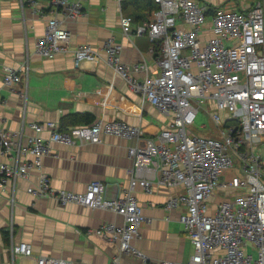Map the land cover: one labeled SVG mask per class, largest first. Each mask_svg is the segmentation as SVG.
I'll list each match as a JSON object with an SVG mask.
<instances>
[{
  "label": "built area",
  "instance_id": "1",
  "mask_svg": "<svg viewBox=\"0 0 264 264\" xmlns=\"http://www.w3.org/2000/svg\"><path fill=\"white\" fill-rule=\"evenodd\" d=\"M154 1L157 8L150 19L138 22L135 33L147 34L159 46L160 71L155 76L150 75L145 57L135 64L125 63L123 45L112 36L101 49L89 43L72 44L71 31L58 14L78 16L82 0H52L56 13L37 39L35 53L49 58L73 54L77 67L84 61L104 60L169 119L168 126L147 136L140 126L123 120H99L67 130L58 122L46 121L32 122L35 134L24 135L3 125L0 86V189L9 183L15 187L19 179L29 176L30 169L41 168L54 142L101 143L106 135L135 139L128 147L133 164L122 196L107 197L101 180L90 182L84 192L54 189L45 174L27 191L38 198H56L61 204L79 203L119 214L122 223L104 222L96 229L118 245L111 264H129L127 256L141 264H264V4L257 1L245 12L217 8L208 25V6L199 0ZM132 22L131 16L121 13L123 32L129 38ZM207 28L213 35L202 39ZM22 73L5 67L4 85L17 86ZM202 109L216 135L192 129ZM44 130L50 133L46 139L40 136ZM7 154L14 157V163L3 160ZM29 155L33 161L26 159ZM230 171L233 174L228 178ZM155 186L185 189L171 196L165 208L171 211L180 203L185 205L179 220L194 244L188 261L151 262L134 244L145 221L137 190L153 192ZM218 190L225 196L213 203ZM10 251L13 261L17 255L34 257V248L26 241L12 242ZM35 264L83 263L40 255Z\"/></svg>",
  "mask_w": 264,
  "mask_h": 264
},
{
  "label": "crops",
  "instance_id": "2",
  "mask_svg": "<svg viewBox=\"0 0 264 264\" xmlns=\"http://www.w3.org/2000/svg\"><path fill=\"white\" fill-rule=\"evenodd\" d=\"M199 1L208 6V25L217 8L245 12L257 1L264 4V0ZM82 4L81 13L74 18L58 14L65 19L74 46L89 43L101 49L112 36L123 45L121 58L125 63L135 64L145 57L150 75L159 73L156 44L147 34L138 36L135 33L138 20L150 19L154 9L134 10L130 7L124 10L123 1L119 0H82ZM54 11L56 13L52 0H0L3 125L9 130L33 135L32 122L55 121L61 127L64 117L88 113L94 122L123 120L140 126L147 136H155L166 128L169 119L143 100L104 60L84 61L77 67L73 54L49 58L35 53L36 41L45 32ZM121 13L133 16L130 38L123 32ZM212 35L207 28L201 37L208 39ZM5 67L23 72L17 86L4 85ZM136 76L143 77L142 73H136ZM40 136L46 139L50 133L44 130ZM135 143V139L116 135H106L101 143L65 145L54 142L50 152L42 158L41 168L30 169L29 176L19 179L15 187L9 183L0 189V264H35V258L40 255L83 264H111L119 252L118 245L111 238L99 235L96 229L104 222L122 223L119 214L79 203L61 204L56 198H38L27 188L38 184L41 175L45 174L54 189L84 192L90 182L101 180L106 184L107 197L122 196L133 164L128 147ZM2 158L10 164L15 160L10 154ZM26 159L33 161L34 158L29 155ZM184 190L183 186H155L153 192L137 190L145 221L141 225V236L134 244L151 262L188 261L194 252V244L179 220L180 213L185 211L184 203L171 211L165 208L171 196L180 195ZM220 193L223 191L215 192L213 203H217L216 197ZM3 230L10 231V244L4 240ZM20 241L32 244L34 257L17 255L13 261L11 244ZM125 259L129 264H141L130 256Z\"/></svg>",
  "mask_w": 264,
  "mask_h": 264
},
{
  "label": "trees",
  "instance_id": "3",
  "mask_svg": "<svg viewBox=\"0 0 264 264\" xmlns=\"http://www.w3.org/2000/svg\"><path fill=\"white\" fill-rule=\"evenodd\" d=\"M123 1V9H128L132 8L134 10L138 9H144L151 11L155 8H157V4L155 3L154 0H122ZM133 18V16H131ZM134 20V19H133ZM140 22H144L141 20H138ZM156 50L159 51V46L156 45ZM94 122V118L89 115L88 113H75L68 115L62 119L61 123V129L62 130H67L70 129L74 126H78L80 124H91ZM4 240L6 241L7 244H10L11 242V233L10 231H4Z\"/></svg>",
  "mask_w": 264,
  "mask_h": 264
},
{
  "label": "rangeland",
  "instance_id": "4",
  "mask_svg": "<svg viewBox=\"0 0 264 264\" xmlns=\"http://www.w3.org/2000/svg\"><path fill=\"white\" fill-rule=\"evenodd\" d=\"M203 125H206V127H204ZM214 128H215L214 124H212L210 118L205 113V110L202 109L200 113L198 114L196 122L194 123L192 129L202 135L209 134L210 132H211V135H216ZM189 133H190V130H189ZM232 174L233 172L231 171L228 172L227 177L230 178ZM223 197H224L223 193L218 194L215 202L220 201L221 199H223Z\"/></svg>",
  "mask_w": 264,
  "mask_h": 264
}]
</instances>
